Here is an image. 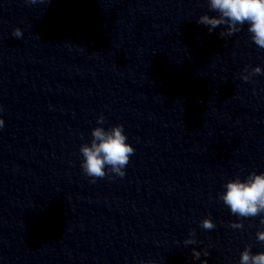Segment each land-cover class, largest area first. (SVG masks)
Masks as SVG:
<instances>
[{
  "label": "clouds",
  "instance_id": "9594fccd",
  "mask_svg": "<svg viewBox=\"0 0 264 264\" xmlns=\"http://www.w3.org/2000/svg\"><path fill=\"white\" fill-rule=\"evenodd\" d=\"M25 2L36 4L38 0H25ZM47 3H50V0ZM208 4L210 11L217 12L218 16L201 15L197 19L198 24L207 26L210 33L222 25L226 26L225 30L219 33L222 38L239 32L247 24L251 41L259 49H264V0H208ZM12 35L22 38L23 32L20 28H15ZM245 72H248L247 68ZM257 74H262L259 66L253 68L248 75H243L242 79L248 81L250 76ZM97 123H105L103 115L98 117ZM3 125L4 120L0 118V127ZM91 136L90 145L83 144L80 147V153L84 158L81 168L85 175L92 178L90 182L95 183L97 179L105 178L109 172L123 177L130 156L135 153L133 146L126 142L128 138L124 126L118 124L107 130L103 127H95ZM225 188L226 191L219 194L218 199L223 201L233 215L249 218L264 214V173L257 174L253 171L243 180L237 176L229 180ZM261 223L264 224V218L261 219ZM201 227L212 230L216 225L211 218H204ZM230 227L242 229L243 223L235 222ZM194 237L195 232H191L190 238L184 240V244L186 246L196 244L197 240ZM256 239L264 242V231H258ZM204 254L208 255L207 252ZM192 255L194 259H199L201 253L193 249ZM149 264H155V261ZM239 264H264V252L253 254L251 246H247L241 252Z\"/></svg>",
  "mask_w": 264,
  "mask_h": 264
}]
</instances>
